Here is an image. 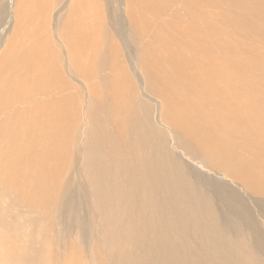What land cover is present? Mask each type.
<instances>
[{
	"label": "bare ground",
	"instance_id": "obj_1",
	"mask_svg": "<svg viewBox=\"0 0 264 264\" xmlns=\"http://www.w3.org/2000/svg\"><path fill=\"white\" fill-rule=\"evenodd\" d=\"M218 2L240 15L217 16ZM123 4L142 95L130 79L120 82V49L106 44L113 29L134 58ZM230 21L264 41V0H0V197L32 212L62 200L83 92L64 80L63 65L89 91L80 193L105 224L102 262L264 264V77L250 75L264 69V52L240 42ZM183 157L199 161L202 174ZM209 183L226 188L210 195ZM7 216L0 208V264L43 263L47 251L28 252Z\"/></svg>",
	"mask_w": 264,
	"mask_h": 264
},
{
	"label": "rangeland",
	"instance_id": "obj_2",
	"mask_svg": "<svg viewBox=\"0 0 264 264\" xmlns=\"http://www.w3.org/2000/svg\"><path fill=\"white\" fill-rule=\"evenodd\" d=\"M123 1H125V0H123ZM101 5L102 4L100 3V1H98L97 6L99 7ZM220 6H222V7L220 8ZM217 7H218L217 8V16H219L221 18L229 17L232 21L233 19L237 18L240 15V14H238L239 11H237V12H234L231 10L229 11L227 6H225V4L223 2L222 3L218 2ZM210 9L208 8L209 13L212 10V12L210 14L212 15L213 18H215L216 13L213 12L214 11L213 9H211V10ZM57 10H55L54 13H57ZM119 15H120V17L123 21V24H124L123 31L125 32V35L127 36L126 41L130 42V49H131V54H132L131 56H132V58L133 57L134 58L132 60H129L127 58L128 57L127 54H129V53L127 50L125 51V49L122 46L121 41L117 37L118 36L117 32L113 29L109 30V37L110 38L108 39L109 41L106 44L114 45L117 47L118 50L120 49L121 56L119 57V60H117V65L120 69H123L125 71V77L124 78L121 77L120 82L130 79L129 81H132L131 83L133 84V86H135L134 88H136L135 92L137 90L136 93L137 94L139 93L138 95H142V90L140 88L141 85L139 82L140 79H143V74H142V70H141L142 65L138 64V57L139 56H137L138 54H137L136 47L133 45V43L131 41V37L129 35L130 34V22H129L128 14H127L126 7L124 4L120 8ZM125 21L127 22V24ZM231 21L228 22L227 28L230 31H232L234 36L237 39L239 38L238 40L240 42L242 41V43H244L246 47H248L249 49H252V50H256L258 53H260V55H262L264 52L263 51L264 50V41H262L263 39L261 38L259 33L250 31V28L242 22H240L239 24H236V23H233ZM104 22H105L104 23L105 28H107V26H108V28L112 27L111 25L106 24L105 19H104ZM255 27H256V25H255ZM230 28H234L235 30H232ZM256 29H258V28L256 27ZM53 32L56 33V34H53L54 36H58V32L52 30V33ZM55 39L56 38H54V40ZM99 43H100V40H99ZM136 56H137V58H136ZM133 65H134V67H133ZM56 67L58 68V65ZM258 68H260V67H258ZM60 69H61L60 71H62L61 72L62 75L64 74L62 76L64 78V80H68L71 83H73V85L75 86L76 89H78V86H79L83 91L82 93L81 92L79 93L80 100L77 97V103H76L77 105L75 108V113L79 117L80 121H79V123H77L75 125L72 124V121L70 122V126H72V127L76 126L78 128V126H79V131L76 133V138L71 136L72 141L69 144V152H71V155H72V163L70 164L71 167H69V166L67 167V164H66L64 166V168L62 169V172H61L62 173L61 176H63V174H64V176L62 177L63 180L66 181L67 183H66V185L63 184V187H62L63 189L61 190V193H63V195L62 194L59 195L60 200L61 199L62 200L57 204V206H59V204H60V207L54 206L55 208H57V209H55L54 207L51 208V206H47V205H46L47 207L35 205L36 208H33L34 206L31 207L32 208L31 210L35 211V213H34V211L33 212L29 211L28 205L25 206L26 204H23V203L17 201L18 199L15 196H13V197L8 196L5 198L0 197V208L4 212L5 216L8 215L7 216V218H9L8 221H10L13 228L16 231H19L20 236H21V237L19 236V239L24 241V244H23L24 246L27 245V246H25V248H27L26 250L28 252L30 250L29 246L32 247V249H34V250H41L43 252L49 251V253L46 252V255H45L46 260L41 264H52V263L53 264H112L113 262L104 263L101 260V258L103 259V257H104L103 252L105 250V245H106L105 242H107V244H108V239L104 236L105 224L102 222V217H101V215L97 214L98 213L97 211H94L96 209H94L92 207V203H90L91 202L90 196H87L86 194L80 193L82 191H84L85 193L87 192L86 190L81 189V185L83 183H85L87 180L85 172L83 171L84 169H82L86 166L85 165L86 164V157H87L86 146L88 145V144L85 145L86 140H87L85 128H87V125L89 127L92 124V120H90L88 118V117H90L89 113H88V102H87L89 91L87 88L84 87L85 84L83 83L84 79H82V77H79L77 75H75L74 78L69 77V75L66 72V69H67L66 66L62 65V66H60ZM90 71H92V73L97 72L98 71L97 66L96 65L90 66ZM106 72L107 73L110 72L108 68H106V70L104 69L103 71L100 70V73L103 75L107 74ZM130 73L132 75H130ZM250 75H252L253 77H257V76L264 77V69L261 70V69L255 68L254 70H251ZM76 79H78V80H76ZM80 80L82 83L79 82ZM133 80H134V82L135 81L136 82L133 83ZM77 81L79 83H77ZM143 82H144V80H143ZM122 83H124V82H122ZM90 84H92V81L88 83V85H90ZM91 89H92V86H91ZM260 91L264 92V89H261ZM81 97H84V98L82 99ZM142 98H143V96H142ZM84 99H85V101H84ZM145 100H146V98H145ZM81 116H83L84 119H82L83 117H81ZM85 119H87V124L85 122ZM77 135H78V138H77ZM84 145H85V148L83 147ZM175 150L176 149H174V151ZM178 151L179 150H176V152H178ZM183 158H186V157H183ZM81 160H82V162H81ZM183 160H185V159H183ZM192 162L195 165H193ZM187 163H188V159H187ZM188 165L190 168H193L194 166H196V168L198 169V170L193 171L194 175L197 174V175H195V177L202 174L201 173L202 170L199 169V166H200L199 161H191L188 163ZM85 177H86V179H85ZM221 184L222 183H220V184L218 183V185L215 186V185L209 183V185L206 184L205 188H204V186H202V187L204 189H206L208 194L212 195V192L215 191L214 188H220L221 189V188L225 187L223 184L222 185ZM82 194H83V196H82ZM12 200H14V201H12ZM2 201H5V203H3ZM61 203H63V204H61ZM261 203L264 205V199L261 200ZM8 204H10V206ZM16 204H17V206H16ZM63 205H65L64 208H63ZM217 205H222V204H219L217 201ZM61 207H62V209H60ZM46 209H48V211H46ZM49 209H51V210H49ZM219 209L222 211V213H221L222 221H224L225 223L229 222V216L227 215L228 212L225 211L224 208H222L221 206H219ZM8 210H9V214H8ZM17 210H19V213L21 212V216ZM71 210H72V212H71ZM49 211H51V212H49ZM40 212H42V213H40ZM53 212L55 214H53ZM31 213L32 214L34 213L35 216L32 215ZM51 213L53 215H56L57 217L53 216ZM10 214H11V216H10ZM39 214L40 215L43 214L41 216V218H40ZM50 214H51V218L49 217ZM12 215H16L17 217L16 216L12 217ZM31 215L34 217H32ZM45 217H47L48 220L47 219L45 220ZM42 218L45 220V221L43 220L44 223L40 222V219H42ZM100 218H101V220H100ZM38 219H39V221H38ZM92 219H93V221H91ZM94 219H95V222H94ZM96 221H97V223H96ZM47 222H49V223L45 224ZM100 222L103 224V226H101L102 224ZM22 223H25V224H22ZM93 223H95L96 225H94ZM38 224L40 225L39 227H38ZM97 224H98V228H97ZM43 226H45V228H43ZM24 230H25V232H24ZM263 231H264V228H263ZM233 232H235V231L233 230ZM29 233H31V234H29ZM25 238H26V240H25ZM27 238H28V240H27ZM78 238H80V241H83V243L82 242L80 243ZM190 238L193 240L194 236L193 237L190 236ZM32 240L35 244L32 242ZM92 242H93V244H92ZM94 243H95V246H93ZM96 243H99L98 244L99 246H97ZM263 243H264V239H263ZM46 248H48V249H46ZM72 258H76V261L73 260ZM82 258H84V259H82ZM0 259H1V257H0ZM49 261L52 263H50ZM208 262L211 264V262L209 260L205 261V264H209ZM3 264H7V263H3Z\"/></svg>",
	"mask_w": 264,
	"mask_h": 264
}]
</instances>
